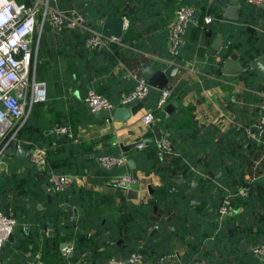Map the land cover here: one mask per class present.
<instances>
[{
    "label": "crops",
    "instance_id": "1",
    "mask_svg": "<svg viewBox=\"0 0 264 264\" xmlns=\"http://www.w3.org/2000/svg\"><path fill=\"white\" fill-rule=\"evenodd\" d=\"M52 1L57 7L49 6L55 9L82 10L86 29L38 26L33 35L32 78L45 84V98L28 108L17 124L20 146L31 155L12 152V143L0 155V210L5 211L9 202L16 221L13 242L0 248V261L74 264L87 260L88 264H107L106 253L116 246L129 254L136 247L147 246L141 264H264V258L250 250L253 242L264 241V188L253 189L249 200L235 203L231 213L220 217L217 205L223 189L239 186L252 175L242 170L244 157L232 148L220 157L223 164L219 168L204 170L211 155L207 143L211 128L221 133L234 129L235 140H239L243 126L262 113L259 105L264 101L260 94L263 82L253 71L246 72L251 74L252 85H247L244 78L212 72L217 66L221 68L227 57L222 58L220 53L230 40L224 32L228 24L252 36L264 35V7L250 5L256 12H249L246 20H241L246 0H238V19L231 20L226 15L229 0H198L203 3L199 8L186 2L189 0ZM180 4L194 5L195 15L176 57L181 65L165 86L171 88L166 105L173 100L177 105L157 122L168 133L165 139L174 135L176 147L170 144L163 152L160 144H155L160 155L171 152L170 156L175 157L168 175L176 186L169 188L170 198L153 201L152 208L145 210V202L162 179L154 171L131 170L135 160L127 153L146 149V145L125 152L119 144L152 136V132L146 134L152 123L146 125L142 116L150 111L156 120L162 109L157 107L159 99L154 105L153 96L147 94L142 107L122 118L114 117V111L92 110L84 97L88 89H95L118 106L121 96L135 87L137 78L147 81L158 69L171 65L166 28ZM196 12L204 14V20L195 34ZM108 16L128 20L120 42L109 48L86 49L83 40L90 30L99 27L101 31L98 22ZM204 25L212 26V30ZM216 39L222 42L213 54ZM242 57L241 51L240 61ZM153 89L158 93L162 90ZM58 125H67L71 135L58 133ZM36 146L43 149L48 170L73 175V181L64 189L51 188L46 172L36 167L32 159ZM147 153L152 162L159 160V153L153 149ZM118 154L132 158L134 166L127 162L106 167L100 160L102 155ZM260 156L259 161H264V155ZM232 157L237 158V166L230 164ZM37 172L44 173L45 178L37 177ZM125 172L137 179L128 188L136 191V197H129L128 189L122 193L123 189L111 182L113 175ZM43 182L48 185L51 201ZM242 240L248 245L243 246Z\"/></svg>",
    "mask_w": 264,
    "mask_h": 264
},
{
    "label": "built area",
    "instance_id": "2",
    "mask_svg": "<svg viewBox=\"0 0 264 264\" xmlns=\"http://www.w3.org/2000/svg\"><path fill=\"white\" fill-rule=\"evenodd\" d=\"M49 0H35L29 4L18 3L15 0H0V155L7 148L8 144L16 147L20 146V138L17 136L18 122L26 114L28 108L39 103L45 98V84L32 78L33 65V35L44 22H47L55 29H86L83 14L78 10L59 11L49 6ZM253 6L264 7V0H246ZM195 15L193 5L180 4L176 7L174 17L166 28V38L168 52L173 63L177 57L182 44L183 36L190 21ZM209 19V17H206ZM120 42V38L112 35H105L101 31L90 30L83 40L86 49L109 48L111 44ZM224 49H229L225 62L232 53L231 42L227 40L223 44ZM149 85L144 78H137L135 87L128 93L123 94L118 106H114L101 93L95 89H88L84 97L85 103L94 111L109 110L116 108H130L137 102L143 101L148 94ZM264 97L263 89L260 91ZM171 88L164 87L158 101V108H163L169 100ZM261 114L251 124L243 126L246 136L260 142L264 136V101L260 103ZM142 121L146 125H151L154 121V114L150 111L142 116ZM19 125V124H18ZM58 133L71 135L67 125H58ZM161 150L168 151L170 142L165 138L160 143ZM32 159L38 170L47 174L49 186L55 190H62L73 181V175L69 173H55L47 169L46 158L43 149L36 146L32 151ZM101 162L106 167L125 164L128 161L126 154L102 155ZM259 160H257L258 162ZM254 176L247 178L243 184L239 185L235 191L230 187H225L223 196L217 205L220 217L231 213L235 205L232 197L234 195L247 196L249 184L254 180ZM137 181L130 172L115 174L111 177V182L123 189L131 188ZM15 218L5 211L0 210V243L8 238L13 231ZM253 254L264 258V241L253 242L250 245ZM143 254L140 251L131 252L126 258H119L110 255L107 264H141ZM0 264H3L0 261ZM39 264V263H37ZM74 264H88L85 260H80ZM159 264V263H156Z\"/></svg>",
    "mask_w": 264,
    "mask_h": 264
},
{
    "label": "trees",
    "instance_id": "3",
    "mask_svg": "<svg viewBox=\"0 0 264 264\" xmlns=\"http://www.w3.org/2000/svg\"><path fill=\"white\" fill-rule=\"evenodd\" d=\"M16 1L19 3L25 2V0H16ZM186 2L194 4L196 6V8L197 7L199 8V5L203 6V3L198 1V0H189ZM48 3L50 6L55 4V2L52 0H49ZM56 5H53V6H56ZM57 10L69 11V10H74V9L61 10L59 8ZM75 10H78L83 14L85 22L87 23V19L85 18L84 12L80 9H75ZM249 12H256V10L254 7L250 6V4H248L246 2L243 3L242 10H241V20H246L245 16ZM196 14H197V12H196ZM197 15H198V21L195 24V27L193 28V30H194L193 33H195V34L198 31H200V27L203 26L202 24H203V20H204L203 19L204 14H202V15L197 14ZM48 26H50V25L47 22H44L42 24L43 29L47 28ZM190 26H191V24H190ZM190 26L188 25V27H190ZM205 27H207V29L210 31L212 30V26H210V25H208V26L206 25ZM94 30L100 32L99 27L94 28ZM224 32H226V36L228 37V39H230L232 41L230 49L233 50V48L238 47L242 51L243 57L241 59V62L244 65H247L253 59H255L256 57H258L262 53H264V35L260 34L257 36L256 35L252 36L245 29H242V31L240 32L239 30H237V28L235 26H233L231 24H228V29L224 30ZM228 51H229V49H224L221 51L220 55L222 56V58H224V56L228 55ZM177 56H178V54H177ZM167 59L168 60L172 59L169 52L167 55ZM212 73H213L212 75L219 74L220 68L217 66V68H215ZM250 77H251V74H249V73L244 74L243 78H244L247 85H252V83H253L250 80ZM204 85L209 86V84H207V83ZM260 88H261L260 86L256 87V89H260ZM149 94L153 96V101H154L153 104L157 103L156 101H158L161 93H158L157 90H155L153 88H149L148 95ZM149 103L151 104V102H148V104ZM154 105H156V104H154ZM255 112L256 111H254V113ZM253 121H248V123H246V124L247 125L251 124ZM151 132H152L151 128H148L146 131V134L151 133ZM239 134H240V139L235 140L234 129H230L226 133H221L216 127L211 128L210 134L208 136V138H210V139L207 140L208 146L211 149V155H210V158L205 161V168H204L205 171H212L213 169L219 168V166L221 164H223V162H221L219 160L220 157H224V154H223V153H225L224 151H227V150L229 151V150H231V148H232V150H236V153H239L244 157V163L242 165V170L248 171L250 175H252L254 177L256 176V177L249 184V187H250L249 192L250 193H248L247 197H243L240 195H234L232 197L234 205H235V203L239 204V203H241V201L243 202L245 200H249L251 191L253 189L258 188L260 186H262L264 188V161L261 160V161L257 162V160H259V157H261L260 155L261 154L264 155V148H262V147H264V136L261 138L259 145L256 146V140L247 137L243 128H242V132L239 131ZM166 140H168L170 142V144H172V146L176 147V143L174 141V135L166 137ZM155 144H158L157 141H152L146 145V147H147L146 149H143L140 151H132V152L127 153L129 157H132L135 160V167L131 169L133 172L136 171L137 169L143 170L146 173H148L150 171H154V172L158 173L160 178L162 179V184H160L156 188V190H155L154 194L152 195V197L150 198V200L148 202H145V204H144V206L146 207L145 210L152 208L153 201L159 203V202H162V201L170 198L172 196V193L170 192L169 188L176 186L175 182L173 181V178L168 175L171 167L173 166V162H174L175 157L170 156L169 153H171V152L164 153V154L160 155V153H161L160 149L158 147H155ZM148 149H151V150L153 149V151H156L157 153H159L160 157L156 163L152 162V159L148 156V153H147ZM230 164L237 166V164H238L237 158L232 157ZM182 166H185V165L182 164ZM123 169H125V168L123 167ZM237 187L238 186L234 185L231 187V190L235 191V189ZM119 188L123 189L121 187H119ZM121 192L123 193L124 189L121 190ZM140 231H142V234H145V232H144L145 230L143 228H141ZM146 236L150 237V235H146ZM135 245H138V243L136 242ZM82 247L83 246H80V249H82ZM118 247L119 246H116L115 250H110L109 252H107L106 253L107 256L109 257L110 255H114V256L119 257V258H126L129 255L128 252H127L128 254L126 253V250L123 251L122 249H120V251H123L124 253L120 252L118 250ZM146 249H147V246H144L142 248L136 247L131 252L140 251L142 253ZM119 254H121V256H123V257H121ZM85 261L88 262L87 260H85Z\"/></svg>",
    "mask_w": 264,
    "mask_h": 264
},
{
    "label": "water",
    "instance_id": "4",
    "mask_svg": "<svg viewBox=\"0 0 264 264\" xmlns=\"http://www.w3.org/2000/svg\"><path fill=\"white\" fill-rule=\"evenodd\" d=\"M240 8V5L238 3V0H229V5L227 7V17L231 20H237L238 19V9ZM98 24L101 26V32L105 35H112L117 38H121L123 35V30L127 28L128 26V20L123 18L122 16H108L104 18L101 22H98ZM248 31L251 33H254V30L251 28H247ZM222 40L216 39L213 43V54L216 53L217 49L220 47ZM241 54V51L237 48H234L232 50V53L230 55V58L227 59L223 64L221 65L220 71L223 75H233L237 76L240 80L243 79V74L248 72L249 70L253 71L256 76L264 82V53H262L260 56L253 59L251 62H249L247 65H244L240 59L239 55ZM181 65L180 58L174 59V62L169 65L166 68H160L152 76H150L147 80V83L150 87L156 88V89H163L173 78L176 71L178 70V67ZM143 102L140 101L136 105H134L131 108H116L114 110V117H122L126 118L130 112H134L137 108H140L143 106ZM177 105V102L175 100L171 101L170 104H167L164 108L159 110L158 116L156 117V120L152 122L151 130H152V136H146L142 137L140 139H137L135 141H132L130 143H120V147L122 151H129L131 148L134 147H143L147 144H149L152 141H157L159 144L164 139L165 136L168 135L166 131H163L162 128L157 124V122L161 121L162 118L165 117L166 113L170 112L171 109ZM10 150L12 152H15L16 154H25L27 156H30V152L24 149L23 147H16L12 145L10 147ZM128 164L131 166H134V160L132 158L128 159ZM36 176L40 179L45 178V174L42 172H37ZM236 179H234L235 181ZM43 189L47 192V199L48 201H51V195L48 192V185L46 182L42 183ZM151 189V186H149ZM128 195L129 197H136V191L132 189H128ZM5 213L7 215H10L9 211V202L6 204ZM9 241L13 242V233L11 232L8 238L0 243V248L5 249L9 245ZM245 241L242 240L241 244L244 246L247 243H244ZM248 245V244H247Z\"/></svg>",
    "mask_w": 264,
    "mask_h": 264
}]
</instances>
